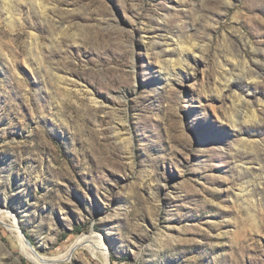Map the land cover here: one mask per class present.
I'll list each match as a JSON object with an SVG mask.
<instances>
[{
    "label": "rangeland",
    "instance_id": "rangeland-1",
    "mask_svg": "<svg viewBox=\"0 0 264 264\" xmlns=\"http://www.w3.org/2000/svg\"><path fill=\"white\" fill-rule=\"evenodd\" d=\"M0 211V264L14 224L56 264H264V0H0Z\"/></svg>",
    "mask_w": 264,
    "mask_h": 264
},
{
    "label": "bare ground",
    "instance_id": "bare-ground-1",
    "mask_svg": "<svg viewBox=\"0 0 264 264\" xmlns=\"http://www.w3.org/2000/svg\"><path fill=\"white\" fill-rule=\"evenodd\" d=\"M9 218L10 215H8L7 213L6 215H4L3 211H0L1 222H4L5 219H9ZM7 227L10 228V226ZM13 229L18 232L17 237L20 243L22 253L26 257H28L34 264H53L54 260H55L54 263L56 264V262L68 260L69 258H71L72 255L71 249H69L66 253L60 255L54 260L41 256L35 249H33L32 247L26 244L25 239L18 231L16 224H14ZM78 246L87 248L92 253V255L101 254L105 259H107L108 246L104 241V239L101 237V235H96L92 233L90 235L80 236L79 239L76 240L73 249Z\"/></svg>",
    "mask_w": 264,
    "mask_h": 264
},
{
    "label": "water",
    "instance_id": "water-1",
    "mask_svg": "<svg viewBox=\"0 0 264 264\" xmlns=\"http://www.w3.org/2000/svg\"><path fill=\"white\" fill-rule=\"evenodd\" d=\"M23 235V234H22ZM25 242H26V244L28 245V246H30L31 247V245H30V243L25 239ZM108 264H109V262H108Z\"/></svg>",
    "mask_w": 264,
    "mask_h": 264
}]
</instances>
